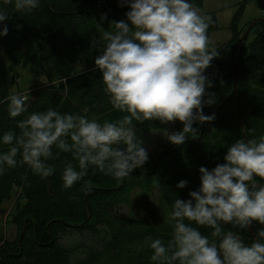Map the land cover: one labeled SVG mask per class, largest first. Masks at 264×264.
<instances>
[{
    "label": "clouds",
    "instance_id": "9594fccd",
    "mask_svg": "<svg viewBox=\"0 0 264 264\" xmlns=\"http://www.w3.org/2000/svg\"><path fill=\"white\" fill-rule=\"evenodd\" d=\"M39 3L14 0V8L31 12ZM118 3L128 8L125 19L109 21V30L90 43L96 47L104 42L103 51L94 58L95 69L112 107L123 115L99 122L88 118L87 108L85 114L51 107L31 112L17 122L18 133L9 130L0 137V144L8 146L0 150V176L19 164L46 179L55 171L48 161L70 153L76 164L65 162L61 175L65 189L82 181L90 168L122 180L149 159L137 123L180 122L179 131L157 129L170 144L180 146L197 133L194 123L215 119L214 113L203 111L216 103L215 94L206 93L212 81L205 74L220 55L208 35L212 18L190 0ZM8 19L0 8V22ZM7 32L6 23H0V37ZM7 99L10 118L28 112L29 93H13ZM243 132V138L227 146L223 163L211 169L199 167V188L189 191L188 199H174L168 214L170 238L165 242L145 237L153 264H264V134ZM21 179L27 182L26 175ZM187 184L181 180L176 187ZM152 186L159 188L158 178ZM93 188L92 180H83L80 191L88 194ZM253 222L261 227L255 240L245 243L240 231ZM201 228L210 231L203 234Z\"/></svg>",
    "mask_w": 264,
    "mask_h": 264
},
{
    "label": "trees",
    "instance_id": "16d2710c",
    "mask_svg": "<svg viewBox=\"0 0 264 264\" xmlns=\"http://www.w3.org/2000/svg\"><path fill=\"white\" fill-rule=\"evenodd\" d=\"M190 2L212 18L208 33L214 30V12L203 11L202 0ZM258 2L264 13V0ZM244 5L245 0L237 2L229 24L231 35L216 47L220 55L205 70L212 81V87L206 88V93H214L216 103L205 106L203 111L206 115L214 113L215 119L203 124L194 123L197 133L184 144L175 146L166 141L156 151L148 153V162L142 168L135 169L122 180L90 168L83 178L94 184L88 194L80 191L83 180L71 188L63 187L61 175L65 162L76 164L70 153H60L59 158L48 161L55 171L46 179L33 174L27 165L19 164L0 176V205L14 186L19 187L22 202L15 201L9 217L14 224L20 221L15 235L4 237L5 227L0 228V264H69V250L59 244L60 237L69 232L95 235L107 225L118 231L127 227L138 229L143 237L161 238L165 242L170 238L167 226L163 228L158 222L155 226L150 225L142 216L123 219L116 214L117 206L125 201L129 189L143 187L147 191L156 189L159 203L169 214L175 198L188 199L189 191L199 188V167L211 169L223 163L227 146L243 138V130L252 129L253 135L264 134V32H259L247 43L243 42L244 38L233 51L241 36L236 25ZM0 8L9 16L7 21L0 22L6 23L8 28L7 35L0 37V137L9 130L18 133L16 124L19 120L31 112L50 107L74 114H85L83 110L87 108L88 118L99 122L123 115L112 107L101 74L95 69L94 58L103 51L104 42L100 40L92 47L90 41L109 30V21L125 19L127 7L120 6L118 0H40L39 6L31 12H18L14 0L13 3L0 0ZM104 15L107 19L101 21ZM41 43L47 45L56 66L81 63L88 70L64 77L58 84L60 88L44 87L34 91L33 97L29 98L28 112L10 118L7 98L12 90L7 76L17 70L28 75H43L42 60L45 57L38 54ZM153 125L160 129L164 124L154 120ZM182 127L180 122H175V131ZM136 128L139 137L149 126L144 121L137 123ZM7 147L0 144V150ZM57 151L53 149L54 154ZM23 175L27 176V182L21 179ZM154 178L159 179V188L152 186ZM181 180L188 181L183 189L176 187ZM260 227L253 222L251 230L240 231L245 243L255 240ZM200 231L208 234L210 230L201 228Z\"/></svg>",
    "mask_w": 264,
    "mask_h": 264
},
{
    "label": "rangeland",
    "instance_id": "374dc122",
    "mask_svg": "<svg viewBox=\"0 0 264 264\" xmlns=\"http://www.w3.org/2000/svg\"><path fill=\"white\" fill-rule=\"evenodd\" d=\"M239 1L202 0V10L214 12L216 28L208 33L213 46H220L229 39L231 35L230 20ZM260 19H264V13L261 12L258 0H245L236 29L242 34L247 26L253 23L244 37L245 39H242L243 42L247 43L259 32H264V20ZM38 54L45 57L42 60L45 73L43 75H28L26 72L17 70L8 74L7 78L11 82V94L29 93L30 98L33 97L34 91L44 87L60 88L58 84L63 81L64 77L88 70L84 69V65L81 63H67L64 67L56 66L44 43L39 45ZM153 121H147L149 129L139 134L148 153L156 151L160 145L167 141L154 128ZM160 129L175 131V122L164 124ZM19 192V187L14 186L6 200L0 205L1 208H7L6 213L0 215V228L5 227L3 236L7 238H12L16 230L20 228V221L14 224L9 218L13 213L15 201L18 200L22 203ZM116 214L123 219H137L142 216L153 226L158 222L163 228L167 226L168 230L166 229V231L171 235V222L168 220L166 209L158 201L156 189L150 191L143 187L129 189L125 201L117 206ZM144 240L145 237L139 234L138 229L127 227L118 231L107 225L104 230L95 235L86 232L80 234L69 232L60 237L59 244L69 250V264H153L150 259L152 252L144 245Z\"/></svg>",
    "mask_w": 264,
    "mask_h": 264
},
{
    "label": "water",
    "instance_id": "95a60500",
    "mask_svg": "<svg viewBox=\"0 0 264 264\" xmlns=\"http://www.w3.org/2000/svg\"><path fill=\"white\" fill-rule=\"evenodd\" d=\"M260 20H264V19H260ZM256 21H258V20H256ZM253 23V22H252ZM252 23H250L248 26H247V28L245 29V31L241 34V36L237 39V41H236V43H235V45H234V47H233V51H235V49L237 48V45H238V43H240L241 42V40L246 36V34H247V32H248V30H249V28H250V26H251V24ZM232 69H233V67H232ZM232 73H234V71L232 70ZM233 82L235 83V77H234V75H233ZM49 191H50V188H49ZM6 210H7V208H0V215L1 214H5L6 213ZM249 229H250V226L248 227ZM251 230V229H250Z\"/></svg>",
    "mask_w": 264,
    "mask_h": 264
},
{
    "label": "built area",
    "instance_id": "2783aa9c",
    "mask_svg": "<svg viewBox=\"0 0 264 264\" xmlns=\"http://www.w3.org/2000/svg\"><path fill=\"white\" fill-rule=\"evenodd\" d=\"M261 12H263V10H261Z\"/></svg>",
    "mask_w": 264,
    "mask_h": 264
}]
</instances>
